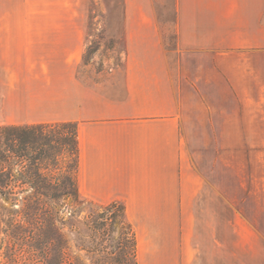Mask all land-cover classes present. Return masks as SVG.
Instances as JSON below:
<instances>
[{
	"label": "crops",
	"instance_id": "1",
	"mask_svg": "<svg viewBox=\"0 0 264 264\" xmlns=\"http://www.w3.org/2000/svg\"><path fill=\"white\" fill-rule=\"evenodd\" d=\"M131 1L139 3L125 36L133 54L123 67L124 89L81 107L79 191L124 203L138 264H187V209L199 195L203 209L217 202L187 156H197L202 140L223 145L219 129L246 127L241 122L260 112L245 105L264 98V0ZM161 20L174 35L172 56ZM82 33L75 25H0V120L45 122L26 113L42 105L57 80L53 61L78 56ZM176 77L192 91L178 88ZM197 256L194 263L202 264L201 250Z\"/></svg>",
	"mask_w": 264,
	"mask_h": 264
},
{
	"label": "rangeland",
	"instance_id": "2",
	"mask_svg": "<svg viewBox=\"0 0 264 264\" xmlns=\"http://www.w3.org/2000/svg\"><path fill=\"white\" fill-rule=\"evenodd\" d=\"M138 3L131 0H0V25H75L83 29L77 45L79 50H76L78 56L73 59L60 55L53 61L50 72L57 80L46 92L42 105L29 108L27 118H41L45 120L41 123L53 125L72 122L78 131L83 104L99 103V97L113 98L123 91V67L133 54L125 36L132 21L129 14ZM161 21L164 26L170 24ZM168 26L166 30L163 28V36L166 50L172 56L174 35ZM175 84L181 90L192 91L190 82L182 78L176 77ZM259 99V105H245L246 110L260 109L258 115L251 114L252 118L247 116L241 122L246 127L235 126L226 133L219 129L218 135L225 134L223 145L202 140L201 145L194 148L197 156H187L202 185L211 187L217 196L215 207L210 210L203 209L201 195L196 197L197 204L187 209L186 233L191 237L187 245L193 250L187 264L198 263L199 250L202 264H205L203 261L208 264H264V113L261 112L264 98L260 96ZM191 100L194 98L189 97ZM29 124L36 123L20 125ZM5 125L17 124L0 120V126ZM79 179L77 167L78 200L69 207L73 215L63 212L64 222L59 230L66 258L71 264H95L96 259L99 264H113L102 253L89 251L90 232L85 225L88 213L111 201L100 202L82 196ZM14 210L0 205V264H39L35 257L17 254L18 243L12 248L5 234L6 222ZM125 218L135 233L126 215ZM142 241L147 244L144 239ZM206 250L211 257L204 256ZM144 258L153 261L148 251ZM136 261L138 264L137 255Z\"/></svg>",
	"mask_w": 264,
	"mask_h": 264
},
{
	"label": "trees",
	"instance_id": "3",
	"mask_svg": "<svg viewBox=\"0 0 264 264\" xmlns=\"http://www.w3.org/2000/svg\"><path fill=\"white\" fill-rule=\"evenodd\" d=\"M78 151L72 122L0 126V205L15 209L5 234L12 248L18 243L20 256L35 257L39 264H71L59 230L63 212L73 215L69 207L78 200ZM85 225L90 252L113 264H137L135 233L121 202L99 205L85 216Z\"/></svg>",
	"mask_w": 264,
	"mask_h": 264
}]
</instances>
